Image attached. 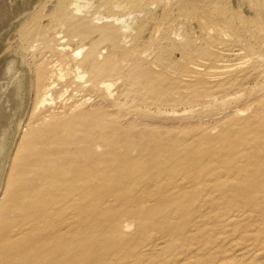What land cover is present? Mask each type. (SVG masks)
I'll use <instances>...</instances> for the list:
<instances>
[{
    "label": "bare ground",
    "instance_id": "obj_1",
    "mask_svg": "<svg viewBox=\"0 0 264 264\" xmlns=\"http://www.w3.org/2000/svg\"><path fill=\"white\" fill-rule=\"evenodd\" d=\"M1 1L0 18L5 20L12 16L14 3L10 9ZM89 1L58 0L50 14L49 28L29 26L28 20L20 27L21 34L26 36L33 29L41 30L36 34L34 47L39 43L48 49L45 55L52 53L53 57L55 53L56 59L48 72L44 69L46 66L37 64L35 68L33 109L23 130L30 134L17 146L0 199V264H136L142 255L137 253L136 229L143 234L148 226L158 230L159 239L168 238L178 256L187 253H183L184 247H196L192 259L183 258L175 264H198L202 255L197 243L200 233L218 223L240 225L241 219L253 216V208L263 207L264 183L259 181L260 176L264 177L263 149L248 144L250 139L246 135L236 137L237 132L249 127L256 132L253 138L259 141L262 126L252 123L243 128L236 120L242 112L235 111L232 117L203 127L196 134H170L164 140L157 138L152 146L118 138L110 141L114 147L104 152L105 144L94 142L92 131L79 129L68 117L91 101L77 98L79 92L91 86L86 73L80 70L82 65L90 64L93 77L98 78L117 72V61L107 57V63L100 65L90 52L76 62V70L72 71L65 68L69 59L76 61L84 48L75 51L72 57L70 47L63 46L65 39L55 37L57 43L50 46L47 38L49 29H63L62 32L80 35L83 39L91 30H98L105 40H114L121 28H129L119 25L124 19L118 16L108 25L92 24L94 19L84 16ZM27 3L22 0L21 7ZM105 6L119 8L121 3L106 0ZM199 8L195 7V12L203 15L204 9ZM215 10L220 15L228 12L225 6ZM258 26L264 29V21H259ZM215 65L206 62L202 67H193L198 80L202 77L203 82L195 87L186 75L176 77L174 84L178 92L188 95L192 91V95L203 97L213 95L222 87L230 89L233 83L228 79L220 81L222 84L208 79L210 68ZM114 85L109 79L96 84L103 95H111ZM133 173L138 176L137 183L145 186L138 197ZM131 178L132 181L126 182ZM168 209L177 216H168ZM158 238L146 246L156 247ZM261 251L257 249L248 258L254 260ZM249 253L235 254L236 264L245 263ZM129 258L130 262H126Z\"/></svg>",
    "mask_w": 264,
    "mask_h": 264
},
{
    "label": "rangeland",
    "instance_id": "obj_2",
    "mask_svg": "<svg viewBox=\"0 0 264 264\" xmlns=\"http://www.w3.org/2000/svg\"><path fill=\"white\" fill-rule=\"evenodd\" d=\"M26 2L23 8L22 0L1 1L10 9L14 3L13 12L17 14L10 13L12 16L5 20L0 18V199L17 146L22 138L27 139L30 134V131L25 133L23 130L33 109L35 68L38 64V67L46 66L44 69L47 71L56 59L55 53L53 57L52 53L45 55L48 49L39 43L38 47H34L36 34L41 30L33 29L26 36L21 34L20 27L28 20L29 26L49 28L50 14L56 9L58 0ZM105 2L89 1L84 16L94 19L92 24L97 27L112 23L114 16L124 19L119 25H128L129 28L120 27L114 40H105L98 30H91L88 36H83L84 39L80 35L62 32L63 29H49L48 32L50 46L57 43L55 37H61V41L66 40L62 42L63 46L70 47L72 57L75 51L84 48L83 54L76 61L69 59V65L65 68L75 71L76 62L82 61L90 52L94 53V59L100 65L107 63V57L118 62H115L117 72L98 78L93 77L90 64L82 65L80 70L86 73L91 86L79 92L77 98H90L91 101L68 117L76 122L79 129L92 131V140L104 143V152H108L114 147L110 142L113 139L146 142L152 146L157 138L164 140L170 134H196L203 127L212 126L218 120L232 117L235 111H241L242 115L237 116L236 120L243 128L245 124L252 123L260 124L263 128L259 141L253 138L257 136L256 132L249 127L237 132L236 137L246 135L250 139L248 144L263 149L261 154L264 156V29L258 26L259 21H264V0H118L121 3L119 8H107ZM221 6L228 9L225 15L215 10ZM195 7H200V11L204 9L203 15L197 14ZM207 11L209 16L212 15L211 19ZM34 16H37L35 21L32 20ZM95 17L101 19L96 20ZM206 62L217 64L210 68L208 79L219 84L223 79H228L233 83L230 89L222 87L213 95L204 94L203 97L192 95V91L188 95L180 94L174 84L176 77L186 75L194 87L198 83L201 85L202 77L198 80L193 67H202ZM144 71L149 74L142 75ZM105 79L115 84L110 93L112 96L101 94L96 86L98 81ZM156 129L160 135L154 133ZM23 151L20 150L21 154ZM132 175L136 179L138 197L145 186L137 183L135 173ZM132 178L126 182L132 181ZM259 181L264 183V177L260 176ZM262 199V209L253 208V216L241 219L240 225L231 223L221 226L218 223L216 227L210 225L200 233L197 243L202 255L197 263L236 264L234 257L246 251L251 253L242 264H246V261L249 264H264V197ZM163 208L167 209L165 206ZM166 214L174 218L177 216L171 209ZM157 231L154 226H148L141 235L136 229L137 253H142L136 264H175L183 258L192 259L191 256L196 254V247L191 246L184 247L183 253H187L178 256L170 240L159 239ZM140 237H144V240H139ZM157 238L159 244L156 247L146 246ZM208 244L212 246V251L208 249ZM257 249L263 250L259 256L254 260L248 258Z\"/></svg>",
    "mask_w": 264,
    "mask_h": 264
}]
</instances>
